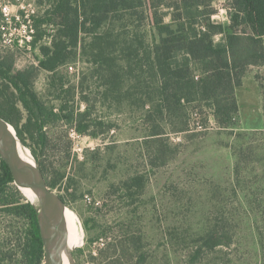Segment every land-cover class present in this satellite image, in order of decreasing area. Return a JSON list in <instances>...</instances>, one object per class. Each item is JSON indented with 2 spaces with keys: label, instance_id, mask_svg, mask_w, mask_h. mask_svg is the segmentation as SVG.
<instances>
[{
  "label": "rangeland",
  "instance_id": "obj_1",
  "mask_svg": "<svg viewBox=\"0 0 264 264\" xmlns=\"http://www.w3.org/2000/svg\"><path fill=\"white\" fill-rule=\"evenodd\" d=\"M162 1L156 11L168 25L167 6L180 0ZM54 2L0 0V56L13 55L14 72L38 66L41 49L51 45L61 24ZM142 2L132 16L119 13L82 34L76 59L54 73L40 70L33 80L48 108L66 104L75 115L86 113L80 119L85 134L57 122L45 130V148L36 149L47 176L64 173L54 191L81 226L75 264H101L102 250L119 240L126 241V264H264V66L246 67L235 91L241 110L227 128L198 104H184L178 118L148 119L152 110L142 93L155 78L145 61L126 63L127 40L150 45L158 35L150 2ZM203 10L212 13L210 23L232 25L230 0H213ZM235 31L251 35L245 26ZM214 41L222 42V35ZM105 44L113 74L89 57L92 46L97 52ZM117 82L120 91L111 85ZM153 127L163 134L148 137ZM21 144L34 158L36 141L25 136ZM8 187L13 194L14 184ZM29 231L26 219L0 208V264H21L18 246Z\"/></svg>",
  "mask_w": 264,
  "mask_h": 264
},
{
  "label": "trees",
  "instance_id": "obj_2",
  "mask_svg": "<svg viewBox=\"0 0 264 264\" xmlns=\"http://www.w3.org/2000/svg\"><path fill=\"white\" fill-rule=\"evenodd\" d=\"M230 1L235 13L231 17L232 25L224 29L210 23L212 13L203 10L211 8L213 0H180L168 5L167 8L172 10L168 25L163 24V18L156 11L163 1L149 0L157 38H152L150 45L144 41L139 45L128 40V45L126 43V63L145 61L155 78L153 83L148 82L152 86L142 93L152 110L147 115L148 119L162 118L167 114L178 118L186 109L184 104H198L211 110L220 127H229L239 110L235 91L241 86L246 67L264 66V0ZM54 3H57L53 5L54 12L61 18V24L52 37L51 45L41 49L42 59L38 66L14 72L13 55L0 56V80L5 84L3 89L0 86V115L13 127L21 143H25V136L36 141L32 153L42 177L52 190L59 188L65 178L64 173L54 172L47 176L36 149L42 151L45 148V130L57 122L62 121L77 133L85 134L87 128L81 125L80 119L86 113L75 115L66 104L57 111L53 107L48 108L34 91L33 80L40 70L54 73L76 59L82 34L89 35L103 28L112 16L119 13L132 16L131 13L143 6L142 0H80L78 6L72 0H56ZM205 14L208 17L201 18ZM240 26L248 27L251 35L235 31ZM219 34L222 42L217 44L214 37ZM108 46L98 47L97 52L92 46L89 57L100 61L107 74H113L114 60L108 55L112 56ZM129 66L131 68V64ZM138 83L142 85L140 81ZM111 85L120 91L118 82ZM176 130L182 132L180 127ZM162 134L153 127L148 137L158 138ZM0 166L3 171L0 208L5 214L26 219L30 226L26 238L18 246L22 252L21 264H40L44 250L35 212L15 187L11 189L13 194L8 192L13 179L1 159ZM217 245L220 244L213 246ZM107 246L106 253L103 249L104 253L100 254L101 264H126V241H113ZM90 259L98 261L93 256Z\"/></svg>",
  "mask_w": 264,
  "mask_h": 264
},
{
  "label": "water",
  "instance_id": "obj_3",
  "mask_svg": "<svg viewBox=\"0 0 264 264\" xmlns=\"http://www.w3.org/2000/svg\"><path fill=\"white\" fill-rule=\"evenodd\" d=\"M14 138L20 143L13 127L0 115V159L7 165L15 188L35 212L45 264H75L74 252L79 238L76 214L60 195L48 187L36 162L38 178L24 167ZM46 230L58 235L55 253L50 251V237Z\"/></svg>",
  "mask_w": 264,
  "mask_h": 264
},
{
  "label": "bare ground",
  "instance_id": "obj_4",
  "mask_svg": "<svg viewBox=\"0 0 264 264\" xmlns=\"http://www.w3.org/2000/svg\"><path fill=\"white\" fill-rule=\"evenodd\" d=\"M14 142H15V146H16L18 155H19L20 160H21L22 164L24 165V167L30 172V174L33 177L38 178L39 174H38L37 166H36V163H35L33 157L30 155V153L27 151V149L25 147H23L22 144H20L17 141V139L14 138ZM40 202H42V200H40ZM76 226H77V229H78V232H79V238H78V241H77V247H79V246H81V232H80V229H79L80 223L78 221L77 216H76ZM46 233L50 237V251L52 253H55L57 240H58V235L55 232H51L50 230H46Z\"/></svg>",
  "mask_w": 264,
  "mask_h": 264
},
{
  "label": "built area",
  "instance_id": "obj_5",
  "mask_svg": "<svg viewBox=\"0 0 264 264\" xmlns=\"http://www.w3.org/2000/svg\"><path fill=\"white\" fill-rule=\"evenodd\" d=\"M80 2V0H78V3ZM5 10H6V8L2 11L3 12V14L4 15H6L4 12H5ZM1 28H2V26H1ZM30 28V31H32V33H33V27L32 26H30L29 27ZM1 36H2V34H1Z\"/></svg>",
  "mask_w": 264,
  "mask_h": 264
},
{
  "label": "crops",
  "instance_id": "obj_6",
  "mask_svg": "<svg viewBox=\"0 0 264 264\" xmlns=\"http://www.w3.org/2000/svg\"><path fill=\"white\" fill-rule=\"evenodd\" d=\"M242 85H243V83H242ZM237 94V93H236ZM240 108V110H241V107H239Z\"/></svg>",
  "mask_w": 264,
  "mask_h": 264
}]
</instances>
